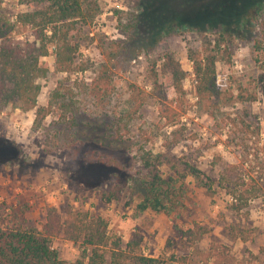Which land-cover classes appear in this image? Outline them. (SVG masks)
Listing matches in <instances>:
<instances>
[{"label": "rangeland", "instance_id": "obj_1", "mask_svg": "<svg viewBox=\"0 0 264 264\" xmlns=\"http://www.w3.org/2000/svg\"><path fill=\"white\" fill-rule=\"evenodd\" d=\"M247 1L250 0H243V4ZM99 2L100 12L91 23L81 27L77 35L80 47L76 61H85L88 69L55 73L53 56L46 57L50 73L38 79L41 86L38 105H46L56 87L61 93L71 87L72 94L66 93L61 99L71 103V113L79 123L74 135L85 130V138H90L86 142L91 147L113 154L127 165L133 155L129 146L134 140L143 142L147 150L165 151L164 141L172 129L184 126L183 140L173 145L170 152L195 165L205 177L202 182L186 177L188 196L184 206L170 215L150 211L137 213L135 205L140 196L132 188L123 189L117 201H106L102 190L109 188L113 181L110 167L85 161L81 152L75 154L73 148L70 149L68 138L59 132L65 124L58 122V110L36 124L35 109L22 111L7 106L0 112V226L39 225L49 207H55L62 219L77 209L90 210L102 215L108 230L119 235L123 243L139 235L141 252L145 255L167 259L172 255L175 258L187 256L189 264H211L205 254L213 243L230 248L233 264H264V176L258 178L252 172L253 162L241 158L240 147L226 144L229 126L208 116L196 104L192 61L188 58L190 49L203 52L214 47L215 39L221 34V43L229 49L230 62L227 70L218 63L220 87L234 86L237 79L245 81L257 75L260 69L254 60V46L258 44L257 37L264 54V40L259 33V22L264 25V12L258 18L257 26L252 22L241 35H233L226 32L221 23L206 30L195 26L176 30L171 27L172 21H165L163 14L155 11L158 4L155 0ZM178 6L173 4L174 8ZM23 9L18 0H2L0 3V10L11 21ZM134 15L139 21L137 35L123 29L125 23L134 22ZM14 36L30 38V31L18 27ZM115 40L121 42L119 50L109 61L115 90L106 103L98 104L83 87L93 76L91 60H103L102 53L109 50L110 42ZM164 50L172 51L187 72L183 85L189 101L188 109L178 117L175 125H165L157 114L155 99L148 96L136 117L127 123L129 131L121 140L104 134L107 124L120 118L127 108L129 83L149 91V65L158 60ZM242 109L248 111L247 119L252 125H259L264 132L262 94L259 93L253 103L235 104L228 112L235 116ZM257 141L258 145L264 143L262 139ZM248 145L252 143L249 141ZM72 147H76L74 141ZM227 163H238L232 174V179L238 183L237 188L242 190L254 180L261 188L258 195L250 198L239 211L232 208L231 194L219 186L220 174ZM161 169L167 173L169 165L163 164ZM204 183L209 184L210 190ZM52 247L63 262L75 260L80 253L77 244L62 237L55 238ZM167 264L181 263L168 261Z\"/></svg>", "mask_w": 264, "mask_h": 264}, {"label": "trees", "instance_id": "obj_2", "mask_svg": "<svg viewBox=\"0 0 264 264\" xmlns=\"http://www.w3.org/2000/svg\"><path fill=\"white\" fill-rule=\"evenodd\" d=\"M155 1L158 3L155 11L161 12L162 17L167 19L165 21H172L171 27L176 30L192 26L206 30L221 23L226 32L241 35L243 29L252 22L257 26V20L264 12V0H250L246 4H243V0H189L183 3L176 0ZM18 2L24 9L12 21L0 10V112L7 106L22 111L35 109L34 122L39 124L47 115L58 110V122L65 124L59 132L68 138L70 149L73 148L75 154L81 152L85 161L99 162L110 167L113 181L109 188L102 190L106 201H117L123 189L132 188L140 196L135 205L137 213L150 211L170 215L183 207L188 196L186 177L191 176L200 182L205 177V173L195 165L170 152L173 145L183 140L184 126L172 129L164 141L165 151L147 150L143 142L134 140L129 146L133 155L127 165L113 154L91 147L88 143L90 138H85V130L78 136L74 135L79 123L71 113V103L61 99L66 93L72 94L71 87H67L64 93L56 87L47 104L38 105L41 89L38 79L50 73L46 57L53 56L55 73L88 69L85 61H76L80 47L77 35L81 27L91 23L100 12L99 0ZM175 3L179 5L176 8L173 7ZM205 18L208 19L205 21ZM134 19V22L125 23L123 29L134 31L137 35V15H134ZM259 24V33L264 40V25L261 21ZM18 27L29 30L30 38H15L14 32ZM221 40L223 41V37L220 34L215 39L214 47L206 48L203 52L198 49L188 51V58L192 61L196 104L205 114L219 120L224 126H229L226 144L240 147L241 158L252 161V172L261 178L264 176V143L258 145L257 141L260 126L252 125L245 109L235 116L228 112L237 103H253L259 93L264 98V54L261 42L259 38H255L258 44L254 46V60L260 72L245 81L235 80L234 86L221 88L217 79L218 63L227 70V63L230 62L228 46L223 45ZM120 46V41H111L110 49L102 53L103 60H91L94 66L93 76L83 90L98 104L106 103L115 90L109 61ZM147 74L149 91L129 83L127 108L120 118L107 124L104 134L121 140L129 131L127 123L136 117L148 96L155 99L157 114L165 125H175L178 117L188 109L189 101L183 85L187 72L172 51L164 50L158 60L151 61ZM72 140L76 147H72ZM249 141L252 145H248ZM163 164L169 165L167 173L161 169ZM236 167L238 163L226 164L220 174L219 186L231 194L230 197L235 199L232 208L239 211L250 198L258 195L261 188L256 185L257 180L242 190L237 188L238 183L232 179L233 169ZM248 177L252 180V177ZM204 184L210 190L209 184ZM57 237L78 245L80 253L75 260L63 262L59 259L56 249L52 247V241ZM205 257L206 260L211 259V264L234 263V256L225 244L212 243ZM168 261L190 263L187 256L175 258L172 255L167 259L145 255L141 252L139 235H134L123 243L119 235L108 230L104 217L90 210L77 209L71 211L66 219H62L55 207H49L39 225L0 226V264H167Z\"/></svg>", "mask_w": 264, "mask_h": 264}, {"label": "built area", "instance_id": "obj_3", "mask_svg": "<svg viewBox=\"0 0 264 264\" xmlns=\"http://www.w3.org/2000/svg\"><path fill=\"white\" fill-rule=\"evenodd\" d=\"M259 139H262V142H264V132L262 130H260ZM230 200L231 202L235 201L232 197H230Z\"/></svg>", "mask_w": 264, "mask_h": 264}]
</instances>
